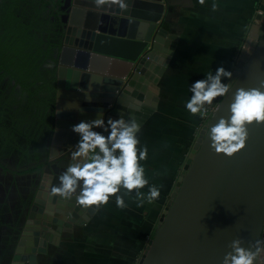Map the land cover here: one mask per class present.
<instances>
[{
    "label": "water",
    "instance_id": "95a60500",
    "mask_svg": "<svg viewBox=\"0 0 264 264\" xmlns=\"http://www.w3.org/2000/svg\"><path fill=\"white\" fill-rule=\"evenodd\" d=\"M64 1L53 131L9 264H36L37 253L58 243L65 223L83 225L93 215L95 207L79 206L75 196L50 194L79 140L72 126L98 118L100 111L106 121L123 115L142 125L157 106L151 73L176 44L162 26L164 0H126L127 10L98 8L94 0ZM232 73L233 87L214 102L137 264H223L233 240L255 251L256 241L264 239V123L248 125L246 146L231 157L216 153L204 131L230 115L236 89L264 90V15L253 17ZM59 134L65 140L55 150Z\"/></svg>",
    "mask_w": 264,
    "mask_h": 264
},
{
    "label": "crops",
    "instance_id": "0c3cea01",
    "mask_svg": "<svg viewBox=\"0 0 264 264\" xmlns=\"http://www.w3.org/2000/svg\"><path fill=\"white\" fill-rule=\"evenodd\" d=\"M213 2L201 6L198 0H164L162 26L176 36V44L170 58H162L151 73L157 78V106L138 134L149 149L142 162L146 175L150 183L163 185L159 199L137 207L126 198L129 207L121 210L111 198L83 225L65 223L58 243H48L45 253H37L36 264L138 263L202 127L200 116L185 109L190 85L220 66L232 72L253 17L258 10L264 15V0H215V12ZM64 140L61 134L55 136L54 149L61 150ZM39 173L22 178L34 189Z\"/></svg>",
    "mask_w": 264,
    "mask_h": 264
},
{
    "label": "clouds",
    "instance_id": "9594fccd",
    "mask_svg": "<svg viewBox=\"0 0 264 264\" xmlns=\"http://www.w3.org/2000/svg\"><path fill=\"white\" fill-rule=\"evenodd\" d=\"M198 3L203 6L206 0H198ZM94 4L98 8L116 6L121 10L129 7L126 0H94ZM218 8L214 0L211 10L215 12ZM232 75L220 66L215 72L206 73L204 79L196 80L190 85L191 96L185 102V109L193 116L206 118L209 106L232 89L234 82H225L231 80ZM229 112V116L220 117L210 127L206 125L204 131L216 153L231 157L246 146L248 125L264 123V90L236 89ZM97 115L96 119L82 120L72 126L79 140L72 146L71 162L59 174V186H51L50 194L65 200L75 196L79 206L95 207L97 211L111 198L121 210L129 207L126 198H131L137 207H143L145 202L153 204L159 199L163 185L150 183L146 175L142 162L148 159L149 149L141 144L138 135L142 125L135 118L126 119L123 115L107 121L103 111ZM145 188L147 192L143 191ZM230 247L232 251L224 256L223 264H264L261 258L264 239L256 241L255 251L241 246L239 239L233 240Z\"/></svg>",
    "mask_w": 264,
    "mask_h": 264
},
{
    "label": "trees",
    "instance_id": "16d2710c",
    "mask_svg": "<svg viewBox=\"0 0 264 264\" xmlns=\"http://www.w3.org/2000/svg\"><path fill=\"white\" fill-rule=\"evenodd\" d=\"M43 1L36 21L26 15L17 18L14 10L9 11L11 25H21L11 28L9 55L0 60V80H9L7 93L0 83V159L16 151L19 162L28 165L22 172L41 171L53 131L55 55L62 30L49 32L44 13L48 0Z\"/></svg>",
    "mask_w": 264,
    "mask_h": 264
},
{
    "label": "flooded vegetation",
    "instance_id": "af4514ba",
    "mask_svg": "<svg viewBox=\"0 0 264 264\" xmlns=\"http://www.w3.org/2000/svg\"><path fill=\"white\" fill-rule=\"evenodd\" d=\"M43 0H0V60L6 59L9 55V44H10V31L12 27H18L21 25V22H16L17 24H12L8 20L9 11L14 10L17 18L28 16L29 19L36 21L35 14H40L42 9ZM65 1L64 0H48V3H45V12L50 26V31L57 32L62 28V16L65 11ZM34 14V16H32ZM52 35V32H51ZM52 64H47L48 67H51ZM1 71V70H0ZM9 82L8 78H1L0 83L3 90V93H7L6 84ZM5 91V92H4ZM1 151V150H0ZM42 161L45 162V159ZM46 163H44L45 166ZM25 164L19 162L16 151H14L9 156H4L0 159V199L5 196L6 190L9 195V191H13L16 187L21 189L22 184H27L28 182L23 181V175L33 172L26 171L22 172L25 168ZM4 185V188L2 187ZM28 187H25L24 196L30 203L33 186L28 183ZM7 187H9L7 189ZM30 188V189H29ZM25 199V200H26ZM13 205V206H12ZM10 205L12 211L5 215L4 218L0 217V264H9L11 260V255L15 246L16 239L19 235V229L24 225L26 219V209L24 207V215L22 213L21 205L17 207V203L13 202ZM24 205V204H23ZM22 205V206H23ZM12 212H15V214ZM1 216V212H0Z\"/></svg>",
    "mask_w": 264,
    "mask_h": 264
},
{
    "label": "rangeland",
    "instance_id": "374dc122",
    "mask_svg": "<svg viewBox=\"0 0 264 264\" xmlns=\"http://www.w3.org/2000/svg\"><path fill=\"white\" fill-rule=\"evenodd\" d=\"M264 4V3H263ZM219 98H217L216 101H218ZM201 118V117H200ZM202 119V118H201ZM207 119H202L201 123L202 125L205 123ZM28 166V165H27ZM25 166V167H27ZM24 180V179H23ZM25 182V180H24ZM1 183V180H0ZM4 188V185L2 186ZM25 187H28V184H22L21 189L18 190L17 187L15 189H13V191H9V195L8 192L6 190L5 196L2 197L0 199V212H1V216L2 218L5 217V215L9 214L12 211V208H10V205L13 204V202L17 203V207H19L21 205L22 207V213L24 215V207L25 205H29L28 200L26 199V197L24 196V190ZM30 187V186H29ZM8 189V188H7ZM26 199V200H25ZM24 204V205H23ZM23 205V206H22ZM13 206V205H12ZM28 207V206H27ZM20 208V207H19ZM15 214V212H12V214ZM16 215V214H15Z\"/></svg>",
    "mask_w": 264,
    "mask_h": 264
},
{
    "label": "built area",
    "instance_id": "2783aa9c",
    "mask_svg": "<svg viewBox=\"0 0 264 264\" xmlns=\"http://www.w3.org/2000/svg\"><path fill=\"white\" fill-rule=\"evenodd\" d=\"M257 12H258L259 14H263V11H262V10H258ZM214 102H215V101H214ZM213 110H214V103H213V106H209V109H208V116H207L206 118H204V119H208L209 116L212 114Z\"/></svg>",
    "mask_w": 264,
    "mask_h": 264
}]
</instances>
